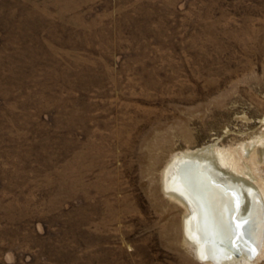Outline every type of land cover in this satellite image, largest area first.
Masks as SVG:
<instances>
[{
    "label": "rangeland",
    "instance_id": "1",
    "mask_svg": "<svg viewBox=\"0 0 264 264\" xmlns=\"http://www.w3.org/2000/svg\"><path fill=\"white\" fill-rule=\"evenodd\" d=\"M206 147L264 202V0H0V264H210L164 180Z\"/></svg>",
    "mask_w": 264,
    "mask_h": 264
},
{
    "label": "bare ground",
    "instance_id": "2",
    "mask_svg": "<svg viewBox=\"0 0 264 264\" xmlns=\"http://www.w3.org/2000/svg\"><path fill=\"white\" fill-rule=\"evenodd\" d=\"M224 155L209 147L177 155L165 170V188L188 208L186 235L202 261L254 264L264 236L263 198ZM234 199V218L244 225L247 240L231 235L228 214Z\"/></svg>",
    "mask_w": 264,
    "mask_h": 264
},
{
    "label": "water",
    "instance_id": "3",
    "mask_svg": "<svg viewBox=\"0 0 264 264\" xmlns=\"http://www.w3.org/2000/svg\"><path fill=\"white\" fill-rule=\"evenodd\" d=\"M236 216V215H235ZM241 227V230H242V236L244 237L243 239H245V240H247L246 239V236H245V231H244V225L242 224V226H240ZM235 236H238L240 239H241V237L236 233V235ZM237 254H239V252H236Z\"/></svg>",
    "mask_w": 264,
    "mask_h": 264
}]
</instances>
